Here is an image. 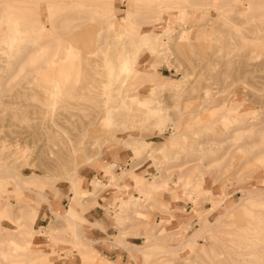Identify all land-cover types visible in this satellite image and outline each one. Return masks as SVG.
<instances>
[{
	"label": "rangeland",
	"instance_id": "rangeland-1",
	"mask_svg": "<svg viewBox=\"0 0 264 264\" xmlns=\"http://www.w3.org/2000/svg\"><path fill=\"white\" fill-rule=\"evenodd\" d=\"M90 2L0 5V264H264V0Z\"/></svg>",
	"mask_w": 264,
	"mask_h": 264
},
{
	"label": "bare ground",
	"instance_id": "bare-ground-1",
	"mask_svg": "<svg viewBox=\"0 0 264 264\" xmlns=\"http://www.w3.org/2000/svg\"><path fill=\"white\" fill-rule=\"evenodd\" d=\"M5 0H0V5L1 4H6V3H2V2H4ZM64 1H66V0H58V2H64ZM68 2H76V3H78L79 5H83V6H86V5H89V1L90 0H67ZM153 1H155V4L156 5H159V4H161L162 2H164L165 0H153ZM29 2H30V0H29ZM99 2H101V0L99 1V0H91V2H90V5H95L97 8H99V7H101V6H99L98 5V3ZM100 4V3H99ZM109 5H110V3H109ZM3 6V5H2ZM13 8H14V6H13ZM17 8V7H16ZM24 9H25V6H24ZM127 14V13H126ZM224 17V16H223ZM13 19V18H12ZM11 19V20H12ZM12 21H14V20H12ZM15 23V22H14ZM16 24V23H15ZM16 26V25H15ZM30 27L32 28L33 26L32 25H30ZM37 29L38 30H40V28L39 27H37ZM20 30V29H19ZM22 30V29H21ZM156 34H160V32H155ZM28 36V35H27ZM29 36H31V35H29ZM16 37V35H12L11 34V36H10V38H15ZM42 44H37V45H33V46H24V48H26L29 52H31V51H33V50H35V51H37L38 52V54L40 55V54H42ZM47 49V48H46ZM56 56H58V54L56 53ZM56 65V64H55ZM93 65V64H92ZM41 67L43 68V70H42V68L40 69V68H37V69H34L35 71H40V70H42L41 71V73H44L43 74V76L45 77V78H48V77H50L49 75H51V74H49L50 73V71L51 70H49V69H47V67H48V64H47V62L45 61V60H42V65H41ZM121 67H122V69H124L125 71L126 70H128V69H130V65H129V62L127 61V60H123L122 61V65H121ZM50 68V67H49ZM117 68V67H116ZM77 69H81L82 70V64L80 63L79 65H78V67H77ZM80 72V71H79ZM49 74V75H48ZM47 81H51V80H46V82ZM53 81V80H52ZM71 82V81H70ZM50 83V82H49ZM54 83V82H53ZM56 83V82H55ZM45 84V83H44ZM51 84H52V82H51ZM50 85V84H49ZM53 85V84H52ZM49 87V86H48ZM57 89H58V87H57ZM55 90V89H54ZM51 91V90H50ZM60 91H59V89H58V92L57 93H59ZM49 93V92H48ZM64 93V92H63ZM50 94V93H49ZM62 96H64V95H62ZM55 98V97H54ZM47 101V100H46ZM103 102V101H102ZM49 102L47 101V104H48ZM53 105V104H52ZM107 109V108H106ZM31 117V116H30ZM37 117H39V116H37ZM50 120H52V119H50ZM159 121V123H164V122H167V123H169L170 122V120L169 119H165V116H161V119H159L158 120ZM171 123V122H170ZM71 149H73L72 147H70ZM49 153V152H48ZM9 164V163H8ZM6 170V168H3V169H1L0 171H5ZM15 172V171H14ZM5 173H7V172H5ZM15 174V173H14ZM14 174H12V172L11 171H8V173H7V175L8 176H11V177H13V175ZM1 175H3L4 176V174L2 173ZM20 177L19 178H21V180H18L17 181V185H18V187L20 188V189H22V190H26V191H32V190H30V189H28L29 188V186L28 185H36L38 188H43V186H44V184H45V179H44V177H42V176H40L39 174H37V173H35V172H33V173H31V174H29V175H23V174H20L19 175ZM1 177V176H0ZM73 178V177H72ZM118 179H116V181H117V183L119 184L120 183V180H119V177H117ZM33 180V179H35V180H38L39 182H37V183H32L31 182V180ZM71 180H73V179H71ZM178 180H179V178H178ZM97 184L99 183V181L98 180H96L95 181ZM133 182V183H132ZM150 182H152V181H150ZM185 182V185L187 186L188 185V182L187 181H184ZM158 184V183H157ZM106 185V184H105ZM124 186L123 184H119V186ZM127 187H129L131 190H132V192L134 191V190H137L138 188H141V181L140 180H131V183L130 184H127L126 185ZM125 186V187H126ZM78 188H80L78 185H76L74 182H72L71 181V190H72V192L76 195V194H80V196L79 197H81V195L82 194H84V193H86V191H83V192H78ZM39 196H42L45 200H47V197L42 193V191H37L36 192ZM131 194V193H130ZM148 194V193H147ZM133 196H130V198H132ZM135 199H139V198H135ZM238 204V203H237ZM53 212V211H52ZM53 213H55V215L56 216H59V215H57V213L56 212H53ZM68 214H70V216H68V218L72 221V223L74 222V218H75V216H79V213L76 211V209H74V208H72L71 207V211H68ZM64 215H62V217H63ZM198 235H193V236H191L189 239L191 240V241H193V239L194 238H196ZM255 237V236H254ZM190 242V241H189ZM258 245V244H257ZM262 250V249H261ZM248 251V250H247ZM255 253V251H251L250 252V255L249 256H251V255H253ZM249 253H245V254H241V257H242V259H241V261L242 262H244V256H247ZM248 256V257H249Z\"/></svg>",
	"mask_w": 264,
	"mask_h": 264
},
{
	"label": "crops",
	"instance_id": "crops-1",
	"mask_svg": "<svg viewBox=\"0 0 264 264\" xmlns=\"http://www.w3.org/2000/svg\"><path fill=\"white\" fill-rule=\"evenodd\" d=\"M128 161L129 160H127V162ZM118 164L121 167V165H120L121 163H118ZM124 182H125V178H123L120 181L121 184H123ZM131 192H132V190L129 187L120 188L116 192L114 190L109 191V193L107 194V199L111 201L115 195H121L124 197V196H127ZM134 194L135 195L137 194L136 190L133 192V196H135ZM177 201H178V199L175 200V203ZM188 203L189 202H187L185 205L179 204V207H181V208L184 207L186 209L190 206V204H188ZM105 205L109 206L111 204L105 203ZM104 209L105 208L103 207V204L101 202L98 204V207H95L92 209L93 214L91 213L92 216H90L91 224L92 225L99 224L100 222H98V220L100 219L104 223V226H102V227L93 226L92 229L90 228L89 233L92 235L91 239H93V241L95 242V244H94L95 247L100 248L105 253V255H107L110 259L109 258H102V257H100V259L94 258L93 262L91 264H115L114 261H116V262L119 261V264H129L127 262L126 254L124 253L122 248L118 249V247H116V248L110 247V244H109L110 241L107 240V237H106L107 232L110 229L108 226H106L108 221H107V218L104 217L103 214L100 215L104 211ZM76 211L80 214V212L78 210H76ZM53 212H56L59 214V211L57 210V208H56V210H53ZM99 215H100V217H99ZM129 249L132 250V247H130Z\"/></svg>",
	"mask_w": 264,
	"mask_h": 264
},
{
	"label": "built area",
	"instance_id": "built-area-1",
	"mask_svg": "<svg viewBox=\"0 0 264 264\" xmlns=\"http://www.w3.org/2000/svg\"><path fill=\"white\" fill-rule=\"evenodd\" d=\"M129 165V161L124 165V167H127Z\"/></svg>",
	"mask_w": 264,
	"mask_h": 264
}]
</instances>
